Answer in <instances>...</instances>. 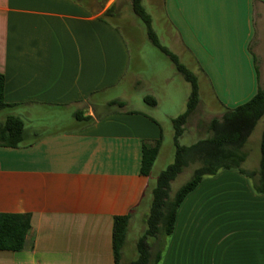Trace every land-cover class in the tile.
I'll list each match as a JSON object with an SVG mask.
<instances>
[{"label":"crops","instance_id":"0c3cea01","mask_svg":"<svg viewBox=\"0 0 264 264\" xmlns=\"http://www.w3.org/2000/svg\"><path fill=\"white\" fill-rule=\"evenodd\" d=\"M156 3L172 45L189 55L199 99L202 93L217 109L201 121L208 135L212 118L264 88V0ZM128 13L139 20L131 0H0L7 103L0 119L14 115L23 123L18 145H0V215L19 230L0 248V264H117L114 216L129 215L126 237L134 218L145 221L149 203L141 205L150 201L155 162L149 176L140 174L142 147L160 140L156 161L163 138L156 78L131 77L132 87L149 86L139 108H104L119 100L105 94L130 77L131 47L118 25ZM166 85L174 97V86ZM198 105L189 123L202 118ZM174 116L161 118L170 126ZM263 129L264 116L251 148L243 149L242 169L258 168ZM213 177L217 184L202 188L200 199L185 197L178 206L166 263L264 264V192L237 168Z\"/></svg>","mask_w":264,"mask_h":264},{"label":"trees","instance_id":"16d2710c","mask_svg":"<svg viewBox=\"0 0 264 264\" xmlns=\"http://www.w3.org/2000/svg\"><path fill=\"white\" fill-rule=\"evenodd\" d=\"M134 14L143 23L151 43L159 48L175 69L189 83L190 92L182 113L171 119L173 128V160L157 177L152 189L149 210L145 218V229L136 242V258L130 264H149V238L157 241L169 235L174 226L175 215L182 200L190 193L206 175H213L222 168H237L243 171L241 164L245 159L242 150L257 122L264 116V88L258 87L255 94L247 101L227 109L220 119L212 118L208 125V135L190 145H182L179 138L184 132V126L195 111L199 102L198 82L195 74L182 64L177 56L163 46L156 35L151 17L146 12L141 0H131ZM257 70V68H256ZM4 76L0 73V111L7 107L4 101ZM144 100L154 104L155 99L145 96ZM110 103L122 104V101L112 100ZM78 117V113L76 114ZM22 120L14 115H6L0 119V145L14 147L22 140ZM160 148V140L153 146L143 145L140 174L149 176ZM191 162L200 165L193 171L190 180L181 185L173 196H170V183ZM247 176L255 179L254 185L258 192H264V129L259 143V161L256 170L245 171ZM129 215L114 216L113 221V251L115 263L118 264L120 249L124 244ZM18 228L13 225L8 216L0 215V248H6L16 240Z\"/></svg>","mask_w":264,"mask_h":264},{"label":"rangeland","instance_id":"374dc122","mask_svg":"<svg viewBox=\"0 0 264 264\" xmlns=\"http://www.w3.org/2000/svg\"><path fill=\"white\" fill-rule=\"evenodd\" d=\"M156 1L157 0H144L142 4L144 5L147 12L152 16L153 29L156 35L158 36L159 41L161 42V44L167 46L170 51L176 54L178 60L182 64H184L191 72H193L194 70H192V68H189V65L193 67L192 63L189 62V55L183 51H179V49L174 48V45H172L173 41H171V38L169 36L171 35V37H173L174 34L171 31V29L168 28L167 25L165 24L162 15V9L161 7H159ZM129 14L130 13H128V15ZM121 20L122 21H120L118 25L121 28L123 34L127 36L128 43L131 47L132 60H131V69L128 75L130 77H127L116 88L106 93L105 97H109L110 99L119 98V100L120 99H127V100L126 101L124 100L125 102L123 104H119V103L106 104L104 108L105 109L139 108L141 106V103L139 101V95L140 93L146 91L149 86L143 85L140 87L139 86L132 87L131 77L135 75L137 76L140 75L141 79L144 77L147 83L149 79L151 80L150 77L154 76L156 78L155 85L152 84V86H154V89L159 94V106H158V111L155 112V116H159L160 119L163 120V138H162V146H161L160 154L158 156V159L155 161L153 170L151 172L150 184H153L154 187L158 173L161 170H163L169 163L172 162L174 155L172 124L169 126V123L166 122L163 118H161L162 113H174L175 116L182 113L185 109L186 102L185 101L180 102L181 96L182 94L184 95L185 93L188 94L190 92V86L189 83L184 80L182 75L179 72L176 73V69L174 70L172 68V63L167 57V55L162 53L158 48H156L154 45L150 43L147 36H145L143 25L138 19H135V17L132 14H130L128 17H126L125 15L123 18H121ZM166 78H170V79H166ZM166 83L172 84L170 88L174 86V88L171 91L172 93L175 94L174 97L170 96L171 93H168V96L166 95V91H167ZM170 88L168 86V89ZM198 106H199V110L203 111L201 116L202 118L199 121V119H195L194 116L193 120H190V123L188 122L185 124L184 132L182 136L179 138V143L182 145H190L195 141H197L198 139L205 137L207 135V132H205L206 131L205 124H203V122L201 121L206 122L208 115H214L215 113H217V109L213 107L212 104H210L209 98L207 96L202 95V93H200ZM177 107L179 112H176ZM2 114L3 111H0V117L2 116ZM260 127H261V123L259 122L258 127H256V130L259 131ZM254 134L255 131L252 132L249 141L247 139L244 146L242 147V150L251 148V140L253 143L252 138ZM249 161L251 162L250 158L244 166H250ZM199 165L200 164L198 162H191L189 163L188 166L183 168V170L170 183V191H169L170 196H173L176 190L181 185H183L186 181L191 179L194 169ZM242 170L243 171L240 170L239 171L247 177L249 182L252 181L251 177L247 176L246 173H244V170L245 171L247 170L246 169H242ZM213 178H214L213 175H206L205 177H203L202 178L203 180L201 179L203 183H200V185L194 191L188 193L185 200L195 201L197 199H200L202 188L204 189L206 185L217 184L216 182L213 181L214 180ZM146 201L147 200L143 202L141 208L143 207L145 208V206H147V203H149L148 205H150L151 197L149 202ZM147 211L146 213H148ZM144 229H145V221L143 222L141 219L139 220L138 218H134V220L131 222V230L129 231L126 237V245L120 250L121 264H128L130 260H134L136 258L137 253H136L135 242L137 238L143 234ZM170 234L160 238L158 241L157 239H153V238L148 239V243L150 246L149 264H167L165 255L169 249Z\"/></svg>","mask_w":264,"mask_h":264}]
</instances>
